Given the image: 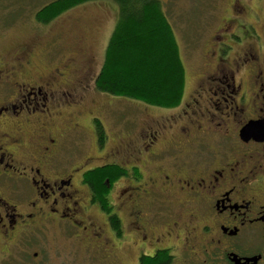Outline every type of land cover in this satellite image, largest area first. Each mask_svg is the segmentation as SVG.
Segmentation results:
<instances>
[{"label": "flooded vegetation", "instance_id": "obj_1", "mask_svg": "<svg viewBox=\"0 0 264 264\" xmlns=\"http://www.w3.org/2000/svg\"><path fill=\"white\" fill-rule=\"evenodd\" d=\"M223 3L191 98L110 147L99 103L79 108L90 79L73 55L41 73L34 44L0 53L1 264H48L52 232L70 238L71 264H264V0ZM106 165L122 170L104 180L111 211L88 180Z\"/></svg>", "mask_w": 264, "mask_h": 264}, {"label": "rangeland", "instance_id": "obj_2", "mask_svg": "<svg viewBox=\"0 0 264 264\" xmlns=\"http://www.w3.org/2000/svg\"><path fill=\"white\" fill-rule=\"evenodd\" d=\"M51 0H0V53L22 45L34 44L36 52L32 65L41 73L48 65L60 66L70 55L75 57L70 68L73 76L90 79L89 91L79 108L96 106L91 110L102 121L109 141L114 145L119 135L145 125V114L156 117L165 113L162 107L129 101L98 91L95 79L102 66L105 49L117 20V7L112 0H95L78 4L48 23L37 20L36 12ZM175 27L183 58L187 64L185 96L191 98L203 70L204 52L211 43L225 6L223 0H161ZM74 67V69L72 68ZM79 90V89H78ZM82 90V89H80ZM87 111L85 115H87ZM89 116V114H88ZM89 129L92 126L89 124ZM133 128V129H131ZM92 133V132H91ZM85 136V135H83ZM73 143V144H72ZM71 155L80 158L95 146L94 134L70 142ZM120 182L112 189L111 201H117ZM97 206H94V209ZM53 251L48 264H71V240L66 234L50 233ZM68 258V260L66 259ZM79 258H83L80 254ZM81 262L82 260L79 259ZM31 264H37L30 260ZM1 264V263H0Z\"/></svg>", "mask_w": 264, "mask_h": 264}, {"label": "trees", "instance_id": "obj_3", "mask_svg": "<svg viewBox=\"0 0 264 264\" xmlns=\"http://www.w3.org/2000/svg\"><path fill=\"white\" fill-rule=\"evenodd\" d=\"M95 0H51L36 12L38 21L48 23L66 10ZM117 20L108 40L104 59L95 79L98 91L149 106L174 108L185 97L187 64L175 27L161 0H112ZM218 28V27H217ZM100 140L106 131L96 119ZM122 173L119 165L92 171L88 179L99 193L103 209L111 211L105 179L110 184ZM102 192V193H101ZM116 219V216H112ZM162 258L142 264H162Z\"/></svg>", "mask_w": 264, "mask_h": 264}, {"label": "water", "instance_id": "obj_4", "mask_svg": "<svg viewBox=\"0 0 264 264\" xmlns=\"http://www.w3.org/2000/svg\"><path fill=\"white\" fill-rule=\"evenodd\" d=\"M242 135L245 138H248L250 135H253L256 137L258 135L257 130H256V124L254 123H249L243 130H242Z\"/></svg>", "mask_w": 264, "mask_h": 264}]
</instances>
